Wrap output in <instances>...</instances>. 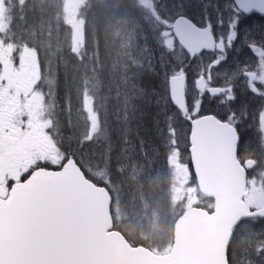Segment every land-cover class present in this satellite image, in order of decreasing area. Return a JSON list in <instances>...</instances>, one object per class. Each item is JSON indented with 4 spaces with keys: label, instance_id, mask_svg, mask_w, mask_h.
<instances>
[{
    "label": "snow or ice",
    "instance_id": "6c2138e0",
    "mask_svg": "<svg viewBox=\"0 0 264 264\" xmlns=\"http://www.w3.org/2000/svg\"><path fill=\"white\" fill-rule=\"evenodd\" d=\"M142 4L148 11L138 24L139 58L124 66L125 88L122 95L116 94L121 146L115 161L107 103L100 106L102 119L87 89L77 109L85 116L76 141L79 157L49 137L51 117L44 119L42 100L29 119V112L6 106L0 97V264H92L93 244L106 231L105 207L121 186L112 173L123 176L128 161L135 172L133 154L148 155L145 134L160 141L168 165L183 164L179 144L186 133L190 166L197 173L207 172L210 161L220 157L237 186L255 185L241 153L257 163L264 159V26L254 30L246 22L253 16L264 18V0H202L199 19L188 14L187 0H173L171 8L161 0ZM245 51L250 55L241 60ZM234 54L236 61L229 65ZM32 57L39 73L38 53ZM214 69L225 73L223 83L213 76ZM146 73L159 79V88L143 85ZM240 82L243 95L260 101L251 111L249 105L237 104ZM6 83L0 77V87ZM50 94L55 111L61 106L58 90ZM205 99L223 111L204 113ZM153 106L156 111L150 114L146 109ZM63 110L71 139L72 95L67 89ZM181 122L187 127L178 128ZM243 127L254 129V136L246 137ZM62 129L63 125L57 135ZM259 184L264 188V178ZM253 206L257 215L264 216V204L253 202Z\"/></svg>",
    "mask_w": 264,
    "mask_h": 264
},
{
    "label": "rangeland",
    "instance_id": "374dc122",
    "mask_svg": "<svg viewBox=\"0 0 264 264\" xmlns=\"http://www.w3.org/2000/svg\"><path fill=\"white\" fill-rule=\"evenodd\" d=\"M96 1H99V3L103 5H105L104 2H110L109 0ZM132 1L134 3L133 13L135 21L128 24L125 29H121L118 34L119 41H122V46L124 45L119 51L116 66L121 79V95L125 88L122 83L123 69L124 66L130 64L133 59L139 58L137 37L140 35V31L138 24L141 17L148 11L143 6L142 0ZM47 2L48 4L46 5V8L45 4ZM85 2H87V0H0V47L6 50L7 53L9 50H14L15 47L19 48V55L21 56V63L23 65V78L26 79V82H24V88L28 87L30 84L35 85L36 83V89L39 96L43 98V103L48 115H57V110L53 111L50 106L53 103L50 93L58 87V76H62L61 81L63 83V88L61 90L64 93L66 89L69 90L72 86L77 85L80 75L84 73L83 71L86 66L85 62L82 61L84 53V19L81 15V6L85 4ZM113 6L114 4H112V7ZM13 7L15 13L11 14ZM24 7L28 10H25L23 18ZM7 19L8 22L6 21ZM15 19H22V24L14 23ZM130 20L131 18L126 22H130ZM149 42L151 43V41ZM152 48L154 54L158 57L159 52L156 50L154 44L152 45ZM34 51L38 53L39 56V73L36 72L35 60L32 57ZM27 75H31V77L29 78ZM150 75L153 74L146 73L143 77V81L146 76ZM145 87L152 89L147 86ZM24 94L26 95L25 91ZM71 95L74 97L75 101L74 104H72V114L78 119L74 121L72 120L73 127L71 131L79 135L84 129L85 116L82 112L77 114L74 113V106L79 100L81 94L76 92ZM64 97L65 94L63 99ZM117 103L119 106L120 101L118 99ZM118 106H115L113 112L115 125H118L115 119ZM154 112L155 110H152L151 113ZM58 117L61 121L65 119L63 106L61 117ZM58 124H56L57 129L60 130ZM67 128L69 129L68 126ZM120 128L121 125H119V128L118 126L115 128L116 136L114 144L116 151L113 153L114 161L121 146L118 139ZM133 139H135V137H133ZM146 147L148 155L141 156L138 153L137 159H134L136 165L143 167L142 170H147V172L153 170L160 171L161 169L166 172V168L169 170V182H171L170 197L174 203L173 207H175L177 211H181V209L185 208L187 200L196 195V186L191 183L189 173H184L181 168L176 167L174 164L168 165L165 163L163 156L165 148L160 146V141L158 139H156V142L149 143ZM76 149H78L77 144ZM154 151H156L157 155L160 154L158 158L153 155ZM75 154L77 157L80 156L78 150H76ZM133 155L135 156L136 153ZM85 159L87 160V157H85ZM151 160H154L155 162L152 163L150 162ZM127 163L129 165L128 167L131 168L132 162L128 161ZM127 170L128 169H126V171ZM113 174H115V172H113L112 175ZM115 180L116 179H114V181ZM138 185H140V182H138ZM133 187H135L134 181H132L131 184L127 183L125 186H120L118 188V194L115 195V203L113 205V209L117 212L118 218L123 215L126 217L129 216L126 215L121 208L124 203L126 206L134 204L138 206L137 210L140 213L138 214L135 211L133 214L134 219H138L142 212L149 215L151 203L156 207L154 200L144 199L145 194L143 191L137 190L134 193H130V189ZM198 200L199 204H204V200L201 197H199ZM173 212L174 211H171V214ZM148 218H150V216H148ZM147 221L148 224L144 227V231L146 235H149L148 240L152 245L156 246L154 249H158V251L161 252L167 251L172 242L171 235L170 237L168 236L159 220L154 221L153 219H147ZM128 234L132 236L130 232H128Z\"/></svg>",
    "mask_w": 264,
    "mask_h": 264
},
{
    "label": "trees",
    "instance_id": "16d2710c",
    "mask_svg": "<svg viewBox=\"0 0 264 264\" xmlns=\"http://www.w3.org/2000/svg\"><path fill=\"white\" fill-rule=\"evenodd\" d=\"M110 7L96 3L91 5L87 10L86 54L83 58L86 64V72H84L85 75L81 79L83 80V88H86L87 92L95 99L97 107L107 103L108 127L114 143L116 136L115 128L117 126L119 128V124L115 125L113 112L115 106H118L116 94L117 91H120L121 87V79L116 66L119 51L124 47V45L122 46V41H119L118 34L121 29H125L128 24L134 22L135 17L133 11H131L132 4L130 0H117L116 10H112ZM130 18V22H126ZM143 85L150 88H159V79L155 75L146 76ZM73 88L74 86H72ZM100 111L103 113L102 107H100ZM141 132L145 134L143 129ZM145 136L149 143L156 142L157 138L154 134H145ZM127 169L121 177L113 174V180L118 179L121 186H125L127 183L131 184L134 181L135 187L130 189V193H134L137 190L143 191L145 194H143L144 199L154 200L157 208L151 203L149 215L142 212L138 219H134V212L140 213L137 210L138 206L135 204L126 206L124 203L121 208L129 216L123 215L118 218L117 212L113 209L115 203L114 195L111 204L114 228L120 231L132 245H142L153 249L154 245L150 243L148 240L149 235H146L144 231V227L148 224L147 219L159 220L170 237L173 222L180 213L173 207L174 203L170 197V172L168 170L165 172L162 169L160 171L153 170L148 172L147 170L139 169L133 173L132 168L128 167ZM133 175L135 178H132ZM138 182H140V185H138ZM203 200L204 204L201 206L210 210L212 206L211 200L206 198H203ZM171 211L174 212L171 214Z\"/></svg>",
    "mask_w": 264,
    "mask_h": 264
},
{
    "label": "water",
    "instance_id": "95a60500",
    "mask_svg": "<svg viewBox=\"0 0 264 264\" xmlns=\"http://www.w3.org/2000/svg\"><path fill=\"white\" fill-rule=\"evenodd\" d=\"M193 174L200 193L213 199V208L208 212L194 207L197 199H190L173 223L172 245L167 253L156 254L143 246H131L113 229L110 205H106V231L93 244L92 264H227L231 228L257 211L248 212L241 201L244 186L234 183L222 158L214 157L207 172L197 173L193 168Z\"/></svg>",
    "mask_w": 264,
    "mask_h": 264
},
{
    "label": "flooded vegetation",
    "instance_id": "af4514ba",
    "mask_svg": "<svg viewBox=\"0 0 264 264\" xmlns=\"http://www.w3.org/2000/svg\"><path fill=\"white\" fill-rule=\"evenodd\" d=\"M187 2L189 4V7L187 9L188 14L196 19H199L201 11L200 4L202 0H187ZM161 3H167L168 7L171 8L173 0H161ZM12 13H15L14 7L11 11V14ZM14 23L21 24V20L16 19ZM246 23L251 24L254 30H258L262 26H264V18L253 16ZM84 28L85 23L83 24V30ZM83 41H85V38L83 39ZM237 55L238 54L233 55L232 59L229 61V65L236 61ZM249 55L250 54L245 51L242 55H240V59L246 60ZM0 61H2L4 64V67L0 68V77H3L7 80V83L3 87H0V97H2L3 102L6 106L8 104H12L21 113L29 112V119H31L32 113L35 112L38 103L41 100L43 101V98L39 96V93L36 89V83L35 85L30 84L28 87L24 88V82H26V79L23 78V65L21 63V56L19 55V48L15 47L14 50H9L7 53L6 50L0 47ZM12 65H15V67L13 68ZM212 74L214 77L218 78V81L220 83H223V77L225 75L223 71L214 69ZM27 77L30 78L31 75H27ZM9 88L12 90L11 95L8 94ZM189 88L191 89V80L189 81ZM71 89H69L68 91L71 92ZM236 89L239 95V100L237 101L238 105L241 103L247 104L250 106L249 110L251 111L252 108L260 103V101L255 98L246 97L245 95H243L242 82L237 83ZM24 91L26 95L24 94ZM202 111L204 113H220L223 111V109H221L215 103H210L208 99H205ZM48 117H51L52 123V127L48 129V134L51 140L59 144L60 148L63 151L73 154L71 148L69 147V144H65L69 141V135H65L67 137L63 138L64 131H62L60 135H57V132L59 131L56 126V124H58V120L54 115L48 114L44 117V119H48ZM177 126L181 129L187 127L183 122L179 123ZM241 131L246 137L254 136L255 134L254 129L249 127H243ZM179 150L181 152L183 164L177 166L183 169V171L185 172H190L191 166L189 161L186 133L181 134ZM241 160L244 163V168L248 169L247 176L256 181L255 185L249 182H245L242 200L250 211L257 210V208L253 206V202L264 204V188H262L259 184L260 179L264 178V159L260 160V162L257 163L255 160L245 159V157L241 153ZM183 165H189L190 167L185 169ZM245 220L247 225H252L254 229L244 232L239 242V246L232 250L234 256L230 258L235 261V264H264V216L258 215L256 217L246 218Z\"/></svg>",
    "mask_w": 264,
    "mask_h": 264
}]
</instances>
